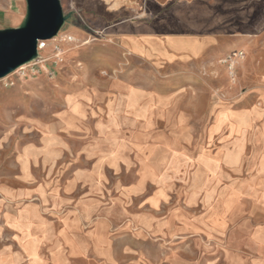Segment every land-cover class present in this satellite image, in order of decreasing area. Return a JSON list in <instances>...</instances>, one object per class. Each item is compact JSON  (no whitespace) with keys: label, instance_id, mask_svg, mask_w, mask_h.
<instances>
[{"label":"rangeland","instance_id":"rangeland-1","mask_svg":"<svg viewBox=\"0 0 264 264\" xmlns=\"http://www.w3.org/2000/svg\"><path fill=\"white\" fill-rule=\"evenodd\" d=\"M61 3L66 14L70 12L69 3L76 8L91 3H96L99 9L103 7L101 0H61ZM18 4V0H0V9L16 12L11 18L0 20V30L24 25L27 1L23 14H19ZM165 9V22L157 27L158 31L213 36V52L166 69L130 60L129 72L134 73L120 77L151 88L177 89L180 109L187 114V120L178 130L197 136L193 142L211 141L208 146L214 150L224 139L228 143L235 140L230 137L235 127L227 122L233 115L230 111L242 110L259 101L254 96L242 101L237 99L255 84L257 90L264 89V0H171ZM84 29L78 19L69 17L58 35L47 40V47L38 54L47 60L45 68L33 69L28 62L0 79V175L9 177L13 173L15 154L18 158L20 151L32 152L35 162L44 163L48 168L41 182L49 186V193L60 194L71 189L70 204L52 212L54 218L60 222L63 215L76 211L79 202L85 199L91 208L81 219L86 235L99 222L105 227L107 233L102 235V242H111V250H94L89 245L77 255L63 251L59 258L53 252L55 259H59L58 264H150L148 258L152 264H202L206 257L222 262V252L204 251L199 236L166 233L162 238H151L143 235L141 224L135 218L147 211L145 199L153 188L138 184L141 173L138 152L123 148L120 153L106 138L98 140L105 142L101 145L102 154L91 151L83 156V150L97 140L98 135L92 132L95 121L105 119L108 111L104 104L97 105L96 100L90 105L81 104L80 108L72 106L68 97L81 89L95 88L96 83H106L110 77L106 74L103 78L99 73L100 53L107 51L106 35L89 36ZM68 37L73 41H66ZM244 39L255 43L250 49L239 47ZM57 47L62 51L58 52ZM240 51L244 52L242 57L238 56ZM122 110L123 107L118 108L119 114ZM78 118L84 123H79ZM241 120L238 126L246 122ZM171 125L156 122L154 130L166 132L172 130ZM262 125L263 121L253 122L242 130L258 131ZM212 135L215 138L206 139ZM248 140L253 143L257 139L251 136ZM111 148L115 150L111 154L116 157L113 161L109 160ZM251 153L250 149L246 157ZM211 160L206 161L207 167ZM173 171L176 184L172 194L179 202L188 189L190 174L181 173L180 168ZM77 174L85 176L88 184L71 187L69 183ZM246 176L247 173L241 178ZM173 200L159 208L160 215H167V207L173 205ZM46 207L48 211L53 210ZM257 239L264 241V235H258Z\"/></svg>","mask_w":264,"mask_h":264},{"label":"crops","instance_id":"crops-1","mask_svg":"<svg viewBox=\"0 0 264 264\" xmlns=\"http://www.w3.org/2000/svg\"><path fill=\"white\" fill-rule=\"evenodd\" d=\"M170 1L101 0V9L96 3L84 8L69 3V14L64 11L67 19H78L89 36L105 34L108 39L107 51L100 53L99 68L103 78L106 74L110 76L108 82L96 83L95 88L81 89L68 97L72 106L80 108L81 104L90 105L96 100L97 105L104 104L108 111L105 119L95 121L92 132L98 135L97 140L83 150V156L91 151L102 154L101 145L105 142L98 140L106 138L120 153L123 148L138 152L141 168L138 184L153 188L145 199L147 211L135 218L143 235L199 236L204 251L220 250L223 256L222 262L206 257L202 264H264V241L257 239L258 235H264V125L258 131L242 130L249 123L264 122V89L257 90L255 84L237 99L254 96L259 101L239 111L229 110L233 115L227 122L235 127L230 128V137L235 140L228 143L224 139L212 150L208 146L211 141L193 142L197 136L178 130L187 114L180 109L177 89L151 88L121 78L134 73L129 72L130 60L166 69L213 52V36L158 31L157 27L165 22V7ZM18 2L19 14H23L26 0ZM14 15L12 9H0V20ZM99 21L101 25H95ZM254 43L244 39L238 46L250 49ZM120 107L122 114L118 112ZM242 118L246 122L238 126ZM160 121L172 124V130L156 132L154 125ZM79 123L84 121L80 119ZM251 136L257 139L253 143L248 140ZM119 138L126 141L118 142ZM212 138L215 136L206 137ZM250 149L252 153L246 157ZM113 152L111 148V161L116 159L111 155ZM17 157L15 154L13 173L9 177L0 175V264H58L63 251L77 255L89 245L94 250H111V242H102L107 231L100 222L86 235L81 219L91 208L85 199L79 202L76 211L63 215L58 222L51 213L70 204L71 189L49 193V186L41 182L48 169L46 164L35 162V154L29 151H20ZM209 158L212 160L207 167ZM179 168L181 173L190 174V183L177 202V196L172 194L176 184L172 173L175 175L173 170ZM245 173L247 176L241 178ZM87 184L81 174L69 183L71 187ZM97 187L95 184L94 190ZM251 190L254 194L249 193ZM171 199L173 205L167 207V215H160L159 208L171 203ZM46 206L53 210L48 211ZM196 210L199 213H194ZM146 260L152 264L149 258Z\"/></svg>","mask_w":264,"mask_h":264},{"label":"water","instance_id":"water-1","mask_svg":"<svg viewBox=\"0 0 264 264\" xmlns=\"http://www.w3.org/2000/svg\"><path fill=\"white\" fill-rule=\"evenodd\" d=\"M23 26L0 30V79L35 59L38 43L58 35L67 17L61 0H26Z\"/></svg>","mask_w":264,"mask_h":264},{"label":"built area","instance_id":"built-area-1","mask_svg":"<svg viewBox=\"0 0 264 264\" xmlns=\"http://www.w3.org/2000/svg\"><path fill=\"white\" fill-rule=\"evenodd\" d=\"M66 41H73L72 37H68ZM47 47V40H43V41H39L38 43V52H40L42 49H45ZM58 52H61L62 50L57 47ZM234 55H237L236 53H234ZM244 52L240 51L238 53V56H243ZM46 61L45 58L42 59L41 57L37 56L35 59H33L32 61H30V63H32L31 65L33 66V69H35V67H42L45 68L46 67ZM25 66V65H23Z\"/></svg>","mask_w":264,"mask_h":264},{"label":"bare ground","instance_id":"bare-ground-1","mask_svg":"<svg viewBox=\"0 0 264 264\" xmlns=\"http://www.w3.org/2000/svg\"><path fill=\"white\" fill-rule=\"evenodd\" d=\"M16 3V2H15ZM48 50V49H47Z\"/></svg>","mask_w":264,"mask_h":264}]
</instances>
